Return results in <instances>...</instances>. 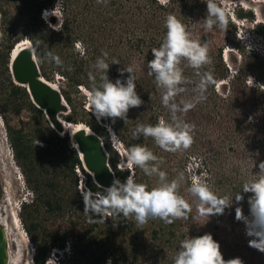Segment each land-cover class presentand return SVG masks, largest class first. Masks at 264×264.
<instances>
[{"label":"trees","instance_id":"1","mask_svg":"<svg viewBox=\"0 0 264 264\" xmlns=\"http://www.w3.org/2000/svg\"><path fill=\"white\" fill-rule=\"evenodd\" d=\"M20 1L22 4L18 9L27 15V23L24 29L18 31L15 28L16 25L13 27L9 25L11 21L16 23L15 14L17 13L14 14L9 0H0V34H2L0 40L3 42L0 52V66H2L0 113L7 126L13 157L21 167L25 175V184L32 193L31 200L21 207L19 219L28 239L34 245L33 264H45L54 248L61 250L67 245L70 252L56 256L58 264H69L71 260H85L87 264H107L109 260L111 264H134L132 260L138 261L140 253L136 247L134 248L133 242L140 239L139 235L143 232L144 226L138 228L134 218L125 219L122 215L110 216L105 223H89V216L83 212L84 204L78 193L79 176L75 169L77 168L83 174V181L89 191L102 192L103 188L99 187L83 168L78 153L69 142V130H66L62 136L53 132L43 111L32 103L26 88L12 81L8 66L9 55L13 47L22 39H28L31 45L40 41L35 57L41 75L49 81L53 80L54 75H60L58 79L67 86H59L67 105L71 107L70 112L62 117L71 123L83 121L101 137L109 155L108 163L116 179L123 182L129 175H133L135 182L147 185V190L150 191L151 177L145 175L140 168L136 167L131 174L129 169L116 168L119 155L110 144L105 125H102V122L95 123L94 119H91L92 121L77 120L71 96L72 90L78 91L80 86L87 88L88 91L91 89L89 72L96 75L97 84H99V74L92 65L98 57H101L102 50L108 52L107 62L110 66L107 75L113 83L116 79L125 81L130 74L125 72L121 76L119 70L133 66L136 91L144 101L139 107L142 109L139 114L141 117L138 118L132 108L128 112L129 120L126 124L122 125L120 119H117L114 124L110 119H106V124L111 126L118 139L126 146V150L135 145H142L151 150L162 160L159 167L167 173V176L173 174V170H177L175 166L181 169L178 170L180 173L183 172L182 168H186V162L189 159L192 157L197 159L194 174L200 176L199 181H203L218 197L222 196L219 195L217 188L230 190L231 198L233 197L232 206L226 208L223 215L211 216L208 222L207 218L198 215L195 198L188 201L192 204V211L186 220L178 219L172 224H165L159 219H149V224L145 225L149 228L148 240L154 243L152 244L154 251L157 254L163 253L166 256L164 258L166 263L173 264L174 256H171L174 254L164 251V244L173 250H179L182 240L211 234L220 244V251L225 260L238 257L243 261L245 250L249 247L248 241L252 237L245 234V223L236 220L235 209L240 207L243 214L249 216L248 198L251 194L242 193L243 201L236 202L234 196L241 192L244 178L232 179L223 174L217 182L211 168L213 158L205 156L215 149L207 141L203 143L206 151H197L198 143L195 140L197 134L203 133L200 130L204 131L203 135H207L209 130L216 128V117L222 110L226 118L230 116V112L234 111L233 108L239 100L237 82L240 77H247L253 70L252 66H248L247 69H241L234 77L230 68L225 65L226 61L223 60V48L228 44L234 45L240 57L249 59L251 64L259 68L263 64L257 51L232 43L229 36L216 44L214 36L221 34L223 30L214 26L212 31H205L202 27L203 19L207 15V5L204 0H165L164 3L161 0H104L102 3H98L97 0ZM14 2L16 0L12 3ZM58 2L59 7L55 14L64 22V25L61 31H54L48 24H56L57 18L49 16L46 22L43 19V12L51 11ZM218 6L221 7L220 4ZM236 14L240 18L254 19L251 11H243L241 8L237 9ZM168 15H174L180 20L193 39L201 44L207 43L208 55L212 62L203 67L200 72H211L215 80V84L209 85L204 93L206 99L196 102L195 107L187 113L177 114L184 122L194 125L191 133L194 142L181 154L160 149L150 137L141 136L139 139H134L132 136L138 124L155 125L160 119L171 122L170 111L161 102L162 90L156 87L154 77L148 75L147 67L148 61L154 58L151 49L160 47L163 42L167 31L164 26L165 19ZM225 15L230 24L229 17L226 13ZM234 30L235 27L232 29V34ZM254 30L264 35V22L256 23ZM77 44L82 46V52L77 48ZM48 51L61 58L62 66L47 60L45 54ZM113 58L119 60L120 64H111ZM180 66L183 69V75L190 82L182 85L186 91L176 97V102H195L199 93L194 89L199 83L200 76L187 66V61H182ZM70 68L71 71H69ZM255 77L259 81H264V76L260 77L256 74ZM226 79H230L231 90L223 94L216 89V85ZM253 90L254 99L264 100L262 91L258 88ZM253 102L255 104V101ZM23 107L36 114L40 120L41 127L34 133H24L22 126L14 129L10 125L9 112L19 111ZM256 107L258 108L255 109V113L259 118L262 116L263 120L261 119V125H256L254 132L260 139L264 152V103ZM134 114L135 121L131 118ZM223 115L221 114L220 117L223 118ZM236 116H232L230 126L225 124L223 126V142L228 141L229 148H233V143H236L239 138L247 140L249 137L246 121L239 122ZM222 118H219V122ZM247 122L251 124L250 121ZM121 126L124 131L121 130ZM208 128L212 129L207 130ZM36 139L43 144V147L35 146ZM181 161L183 163H180ZM215 184L219 186L215 187ZM185 187L179 188V193L181 190L185 192L184 195H189ZM187 187L190 186L187 185ZM203 223H206L207 228L203 227ZM224 235L232 237L230 243L223 239L226 237ZM243 237L245 240H240ZM159 258L156 257V259Z\"/></svg>","mask_w":264,"mask_h":264},{"label":"clouds","instance_id":"2","mask_svg":"<svg viewBox=\"0 0 264 264\" xmlns=\"http://www.w3.org/2000/svg\"><path fill=\"white\" fill-rule=\"evenodd\" d=\"M97 2L102 3L104 0H97ZM161 2L164 3L165 0H161ZM204 2L207 5V15L202 24L204 30L212 31L216 26L226 33L228 20L223 9L218 6L217 0H204ZM58 7L59 2L51 11L44 10L43 12V19L46 22L49 16L57 18L56 24H48L49 28L54 31H61L64 25V22L55 14ZM253 21L251 31L246 34L248 36H254V26L259 22L256 19ZM164 26L167 31L163 42L160 47L151 49L154 58L148 61L147 67L148 75L154 77L156 87L162 90L161 102L170 111L171 122L160 119L155 125L138 124L133 130L132 136L134 139H139L141 136L150 137L160 149L176 153L188 150L194 142L191 134L194 125L184 122L177 114L187 113L195 107L196 102L206 99L204 93L209 85L215 84V80L211 72H200L203 67L212 62L208 55L207 43L201 44L198 40L193 39L186 26L174 15L166 17ZM0 38H2V34H0ZM39 44L40 41H36L29 47L28 50L33 56L37 55ZM77 48L81 52L83 51L80 44H77ZM45 57L50 62L54 61L57 66L63 64L61 58L51 51H48ZM107 58L108 52L102 50L101 57H98L92 65V68L99 74V84H97L96 75L89 72L91 89L87 92L85 88L81 86L79 88L84 92V95L88 96L87 107L97 122L110 119L114 124L117 119H120L126 124L129 120V110L139 108L144 101L136 91L133 66L119 70L121 76L125 72L130 74L125 81L116 79L113 83L107 75L110 66ZM182 61H187V66L200 76L199 83L194 89L199 93L195 102H176V97L186 91L182 85L190 82L183 75V69L180 66ZM111 64H120V62L113 58ZM71 70L70 68L69 71ZM251 79L253 81L252 77ZM255 85L253 81V86ZM105 127L112 147L126 158V164L120 170L129 169L131 174L133 168L138 167L149 177L158 176L159 181L158 186L149 191L147 185L135 182L134 176L129 175L123 182L114 179L110 186L103 188L102 192L93 193L87 189L83 181L84 177L78 171L79 185H82V190L84 187L88 191L80 192L83 197V212L89 216V223H105L110 216L122 215L125 219L134 218L137 227L142 228L149 219H159L165 224H172L178 219H188L192 211V204L179 195L181 181L185 178L184 173L180 172L177 178L168 181L167 173L160 170L159 167L162 160L151 150L142 145L132 146L125 152L120 150V141L116 133L110 125H105ZM34 143L35 146L43 147L38 139ZM107 164L109 165L108 162ZM258 167V179L244 182L241 192L234 196L236 202H241L244 199L242 193L251 194L248 198L250 215L245 216L242 209L237 207L235 218L237 221L245 223L246 235L252 237L248 241L249 247L264 253V162H260ZM187 191L195 198L198 215L207 218V222L211 216L223 215L225 209L230 208L233 204V197L231 201L228 196L218 197L203 181H198L196 178L192 179ZM31 198V191L26 184L23 185L20 196L14 201L17 214ZM53 251L61 256L64 252L69 254L70 248L67 245L61 250L54 248ZM173 261L174 264H243V261L238 257L225 260L220 251V244L213 239L211 234L182 240ZM45 264H58L55 255H50ZM107 264H111V260Z\"/></svg>","mask_w":264,"mask_h":264},{"label":"rangeland","instance_id":"3","mask_svg":"<svg viewBox=\"0 0 264 264\" xmlns=\"http://www.w3.org/2000/svg\"><path fill=\"white\" fill-rule=\"evenodd\" d=\"M14 0H9L10 4L13 7V11L16 18V23L11 21L9 23L10 26H15V28L20 31L24 29L26 23H27V15L23 14L18 7L21 5V1H17L12 3ZM218 4L221 5V7L224 9V12L229 17V20L231 21L230 24L227 25V31H223L221 34L214 36V42L216 44L221 43L224 41L223 39L227 36L230 37L232 43L238 44L240 46H244L246 49H254L257 51L258 55L261 57V62L263 66H260L259 68H256L257 66L254 64H251L249 59H244V57H240L239 52L234 48V45H226L223 48V60L226 61L225 65H227L230 68L231 73L233 76H237L239 74V71L241 69H244L248 66H252L251 70L252 73L248 75L247 77H240V79L237 82V91L239 94V100L236 103V105L233 108V112H230V116L226 118L223 115V110L219 114V116L216 117V128H208L212 129L207 132V135H203L204 131H202V134L196 135V142L197 145V151H206L205 146L203 143H206L207 141L209 144L215 149L212 153L205 155L209 158H213V162L211 165L212 170L214 171L216 175L217 182L221 177L226 175L230 178L234 177H240L244 178V181H251L255 180L259 172V163L264 162V155H263V146L260 139L255 135L254 130H256V125H261V119L263 120V117L257 115L255 113V109L257 105H262L264 103V100L254 99V90L253 89H259L264 93V81H259L258 78L255 77L256 74H258L260 77L264 76V35H261L257 33V31L254 32V36H248L246 35L247 32L251 31V26L254 24V21L252 18L249 17H238L236 14L237 9H243V11H251L252 16L254 17V20L258 22H264V0H217ZM234 10V13H233ZM235 27L234 34H232V29ZM251 33V32H250ZM3 42L0 40V52L2 50ZM256 62V60H253ZM259 62V61H258ZM254 67V68H253ZM2 69V66H0V70ZM58 76L60 75H54V78L51 82L55 83V85L59 88L60 85L65 87L60 80L58 79ZM253 78L255 86H253V81L251 77ZM230 79H226L222 82H219L216 85V89L220 91V93L226 94L231 89L230 87ZM67 87V86H66ZM82 87V86H81ZM88 92V89H85ZM71 96L73 97L74 105H75V115L77 117V120H89L92 121L94 119L95 123L100 124L102 122V125H108L106 124V119L102 120L101 122H97L95 116L91 114L90 109L87 107V101L88 96L84 95V92H82L80 89L78 91L72 90ZM180 96V95H179ZM183 96V94H182ZM177 101V100H176ZM255 101V104H253ZM181 102V101H179ZM178 102V103H179ZM71 110V107L68 106L67 111L59 114L61 117L63 115H66ZM141 108H133V111L135 114H137V117L140 118L141 116L140 111ZM142 112V111H141ZM134 114V115H135ZM221 114L223 115V118L220 117ZM132 115L131 118L133 121H135L134 116ZM237 115V121L243 122L246 121L247 129H248V135L249 137L247 140H243L242 138H239L236 143H233V148H229L228 141L223 142V126L228 125L230 126L232 122V116ZM10 125L14 129H19L21 126L24 129V133H34L41 127L40 120L38 116L34 113L29 112L26 108H21L19 111H11L8 114ZM63 118V117H62ZM129 118V117H128ZM219 118H222V121L219 122ZM92 119V120H91ZM230 119V122H229ZM250 121V125L248 124ZM83 122V121H82ZM49 123V122H48ZM84 123V122H83ZM124 124V121L122 120V125ZM51 130L58 135L62 136L64 132L66 131H57L55 128H53L49 124ZM215 126V124H214ZM212 126V127H214ZM124 128L121 126V130ZM205 129V128H204ZM107 130V128H106ZM206 130V131H207ZM124 131V130H123ZM60 132V133H59ZM108 132V131H107ZM211 132V134H210ZM210 136V137H209ZM118 137V136H117ZM69 138V136H68ZM109 139V134H108ZM110 140V139H109ZM119 140V139H118ZM120 141V140H119ZM70 142V138H69ZM224 143V144H223ZM111 144V143H110ZM112 146V145H111ZM120 150H126V146L124 143L120 141ZM116 150V149H115ZM117 151V150H116ZM219 152V153H218ZM119 158L116 163V168L120 169L124 168V165L126 164V158L121 156L119 152L117 151ZM176 153H182V151H177ZM218 153V155H216ZM180 163H183L182 161ZM197 159H194L193 157L189 159V161L186 162V168H182L184 173V180L181 181L180 188L185 187L188 189L187 185H191L192 179L196 178L199 181V175L194 174V169L196 168ZM166 168V167H165ZM177 170H173V174H170L167 176V180L171 181L172 179H175L178 177V170H181L179 167H176ZM135 168H133L134 171ZM186 170V171H184ZM76 172L77 168L75 169ZM132 171V172H133ZM182 172V171H181ZM82 174V173H81ZM83 175V174H82ZM25 175L23 171L21 170V167L13 157L12 148L10 145V140L7 134V126L6 123L3 120L2 114L0 113V181L3 182V186L6 189L7 197L8 199V207H7V201L6 199H2L3 195L1 196L2 204H3V211L2 214L6 218V222L8 226L11 228V239L12 242L10 243V253H11V260L10 264H33L32 257L34 254V245L30 242L28 239L21 221L19 220L18 226H14L11 223L10 216L8 214V208L9 210H15V213H17L16 206L14 205V201L17 200V198L20 196L21 188L23 185H25ZM80 179V178H79ZM150 181V190L156 186H158L159 178L156 175L151 176ZM83 183V182H82ZM79 181H78V193L80 195V199L83 201V197L81 195V192L85 193L88 192L84 187L83 191L80 192L79 189ZM219 185L215 184V187H218ZM228 188V187H227ZM217 191L220 196H228L229 200H231V193L230 190L225 188H217ZM188 192V191H187ZM185 192L180 190L179 195H181L185 200L191 201L194 199L190 194L184 195ZM0 200V201H1ZM19 211L18 214H16L19 217ZM149 223L147 222V225ZM147 225H144V230L142 233H140V239L135 240L133 242L134 248L136 247L139 251V257L138 261L132 260L134 264H167L166 259H164L166 256L163 255V253L157 254L154 251V243L149 241V228H146ZM204 228H207L206 223H203ZM246 234V232H245ZM223 238L227 243H230L232 240V237L229 235ZM141 240V241H140ZM240 240H245L244 237L240 238ZM241 245H243L241 243ZM249 245V243H248ZM164 251H168L172 255L171 257L175 256L177 254V250H173V248L167 246L164 244L163 246ZM245 255L243 264L249 262V264H264V253L251 248L247 247L245 250ZM54 253V251H52ZM51 252V255L53 253ZM169 253V254H170ZM56 256H59V254L55 253ZM156 257H160L159 259H156ZM85 261V260H84ZM82 260L79 261H69V264H87V262ZM174 264V262H173Z\"/></svg>","mask_w":264,"mask_h":264},{"label":"water","instance_id":"4","mask_svg":"<svg viewBox=\"0 0 264 264\" xmlns=\"http://www.w3.org/2000/svg\"><path fill=\"white\" fill-rule=\"evenodd\" d=\"M30 46L31 43L24 45L14 56L12 55L13 50H11L8 66L12 81L26 88L32 103L43 111L53 128L57 131H65L64 123L61 122L59 114L67 111L68 105L60 90L53 87L41 75L36 57L28 50ZM81 123V126L79 124L75 126L76 129L72 133V139L76 142L74 149L78 153L83 168L92 176L94 182L101 188L108 187L116 177L110 165L107 164L109 158L107 150L101 137L88 125ZM0 264H7V239L1 224Z\"/></svg>","mask_w":264,"mask_h":264},{"label":"bare ground","instance_id":"5","mask_svg":"<svg viewBox=\"0 0 264 264\" xmlns=\"http://www.w3.org/2000/svg\"><path fill=\"white\" fill-rule=\"evenodd\" d=\"M27 44H30L28 39L25 40V39H22L21 41H19L15 47H13V52H12V55L14 56L20 49L21 47H23L24 45H27ZM45 79V78H44ZM47 80V79H46ZM53 87H56L57 89H59L55 83L47 80ZM61 122L63 121L64 123V129L65 130H69V138H70V143L73 144V147L75 146L76 147V142L72 139V133L75 131V126L79 124V126H81V122L79 123H71L67 120H65L64 118H62L61 116H59ZM74 129V130H73ZM60 133V132H59ZM72 146V145H71ZM1 182V181H0ZM3 195L2 199H6L7 201V207L9 205L8 203V198L7 197V193H6V189L4 188L3 186V182L1 183V196ZM1 200V199H0ZM3 204H2V200L0 201V224L4 227V230H5V235H6V239H7V264H10V258H11V253H10V243L12 242V239H11V228L8 226L7 222H6V218L5 216L1 213V211L3 210ZM8 214L10 216V220H11V223L12 225L14 226H18L19 224V220H18V216L16 215L17 213H15V210H9L8 208Z\"/></svg>","mask_w":264,"mask_h":264},{"label":"built area","instance_id":"6","mask_svg":"<svg viewBox=\"0 0 264 264\" xmlns=\"http://www.w3.org/2000/svg\"><path fill=\"white\" fill-rule=\"evenodd\" d=\"M79 188H80V191H83V190H82V185H81V184H80Z\"/></svg>","mask_w":264,"mask_h":264},{"label":"flooded vegetation","instance_id":"7","mask_svg":"<svg viewBox=\"0 0 264 264\" xmlns=\"http://www.w3.org/2000/svg\"><path fill=\"white\" fill-rule=\"evenodd\" d=\"M3 211V210H2ZM2 211H1V213H2Z\"/></svg>","mask_w":264,"mask_h":264}]
</instances>
